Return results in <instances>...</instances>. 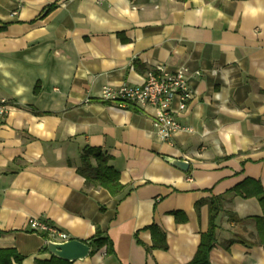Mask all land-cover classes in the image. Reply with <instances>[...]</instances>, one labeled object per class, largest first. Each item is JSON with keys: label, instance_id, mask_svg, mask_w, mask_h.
I'll use <instances>...</instances> for the list:
<instances>
[{"label": "crops", "instance_id": "1", "mask_svg": "<svg viewBox=\"0 0 264 264\" xmlns=\"http://www.w3.org/2000/svg\"><path fill=\"white\" fill-rule=\"evenodd\" d=\"M157 65L185 69L194 95L170 143L157 138L152 109L101 98ZM2 100L0 249L20 264L52 257L30 219L89 245L72 264H189L216 197L209 264H264V247H226L262 215L256 198L230 190L252 179L264 191V0H0ZM85 148L109 158L121 195L85 186ZM151 226L166 249L152 247ZM97 229L109 253L92 244Z\"/></svg>", "mask_w": 264, "mask_h": 264}, {"label": "trees", "instance_id": "2", "mask_svg": "<svg viewBox=\"0 0 264 264\" xmlns=\"http://www.w3.org/2000/svg\"><path fill=\"white\" fill-rule=\"evenodd\" d=\"M50 10V8H48ZM77 173L84 178L86 187L103 188L111 196L115 197L124 192V187L119 183V172L109 165V158L98 148H85L80 156V166ZM230 192L244 199L256 198L262 210V215L253 217L255 224V233H250L248 238L230 240L226 247L234 242H240L249 246L264 247V191L259 182L252 179H246L236 185ZM222 211V201L220 197L212 198L208 202V228L200 236V243L197 251L189 264H209V253L216 242L217 217ZM228 220L231 222L245 224L249 219H238L231 211H226ZM153 239V248L166 249L165 235L156 227L149 228ZM1 235V232H0ZM100 230L97 229L96 235L91 241L97 248L106 246V251H111L107 241L101 237ZM44 238H46L43 235ZM23 257L13 248L0 249V264H20ZM38 264H72V262L63 261L51 257L48 261H40Z\"/></svg>", "mask_w": 264, "mask_h": 264}, {"label": "built area", "instance_id": "3", "mask_svg": "<svg viewBox=\"0 0 264 264\" xmlns=\"http://www.w3.org/2000/svg\"><path fill=\"white\" fill-rule=\"evenodd\" d=\"M105 0H97L101 4ZM194 95L189 88L186 70L178 69L169 73L161 65L145 74L142 84L138 86L123 85L118 89L109 86L103 88L101 98L104 101H120L121 107L133 106L154 111L153 125L160 141L170 143L171 139L184 128L177 117L187 109ZM7 109L6 101L0 102V114ZM32 232L44 235L46 240L64 242L67 235L55 226L40 220L30 219L28 223Z\"/></svg>", "mask_w": 264, "mask_h": 264}, {"label": "water", "instance_id": "4", "mask_svg": "<svg viewBox=\"0 0 264 264\" xmlns=\"http://www.w3.org/2000/svg\"><path fill=\"white\" fill-rule=\"evenodd\" d=\"M171 164L181 171H187L189 166L186 161L181 159H173ZM46 249L51 256L67 262L84 260L90 254L89 245L75 239L64 242L46 240Z\"/></svg>", "mask_w": 264, "mask_h": 264}]
</instances>
